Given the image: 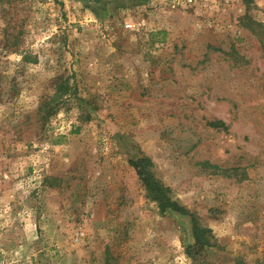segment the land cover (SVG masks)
Returning <instances> with one entry per match:
<instances>
[{
    "label": "rangeland",
    "instance_id": "rangeland-1",
    "mask_svg": "<svg viewBox=\"0 0 264 264\" xmlns=\"http://www.w3.org/2000/svg\"><path fill=\"white\" fill-rule=\"evenodd\" d=\"M201 260L264 264V0H0V264Z\"/></svg>",
    "mask_w": 264,
    "mask_h": 264
},
{
    "label": "trees",
    "instance_id": "trees-1",
    "mask_svg": "<svg viewBox=\"0 0 264 264\" xmlns=\"http://www.w3.org/2000/svg\"><path fill=\"white\" fill-rule=\"evenodd\" d=\"M213 126H220L226 129V126L222 121L212 122ZM138 179L144 186L146 191V197L152 201H155L161 211L172 210L180 214H190L187 210L180 206L177 201L173 200L170 196V189L159 182L154 176L152 170V162L148 157H141L133 162H131ZM214 167V172L218 171V167ZM191 215V214H190ZM193 243L188 247L190 256L192 259L196 260L206 247L213 246L209 230L207 228L199 227L194 224L193 226ZM202 261V260H201ZM201 264H212L209 261H202Z\"/></svg>",
    "mask_w": 264,
    "mask_h": 264
}]
</instances>
